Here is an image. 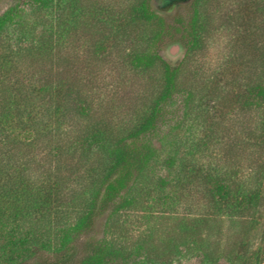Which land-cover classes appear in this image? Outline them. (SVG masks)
<instances>
[{
    "label": "rangeland",
    "instance_id": "obj_1",
    "mask_svg": "<svg viewBox=\"0 0 264 264\" xmlns=\"http://www.w3.org/2000/svg\"><path fill=\"white\" fill-rule=\"evenodd\" d=\"M141 1L82 0V7L98 9L89 23H78L56 39L59 44L43 65L20 64L23 91L31 79L64 82L90 110L33 139L28 129L4 123L0 106V171L60 183L70 206L67 220L74 223V211L93 189L87 171L98 156L81 161L74 151L76 139L101 123L114 130L136 124L163 88L165 63L176 70V91L150 136L156 152L149 169L132 191L141 202L115 218L99 212L77 247L120 236L129 246L138 240L155 246L157 264H264V105L241 104L247 88L264 85V0L169 5L147 0L162 18L152 23L129 18ZM196 7L205 26L192 45L189 27ZM11 8L37 38L55 27L54 16L28 0H0V16ZM110 18L120 28L109 24ZM102 41L106 48L96 53L94 46ZM1 42L0 56L7 49ZM174 47L178 50L172 54ZM140 51L158 56L151 68L135 69L127 62ZM213 177L227 184L229 202L213 198L208 186ZM251 196L252 203L241 202ZM41 255L54 261L52 253Z\"/></svg>",
    "mask_w": 264,
    "mask_h": 264
},
{
    "label": "trees",
    "instance_id": "obj_2",
    "mask_svg": "<svg viewBox=\"0 0 264 264\" xmlns=\"http://www.w3.org/2000/svg\"><path fill=\"white\" fill-rule=\"evenodd\" d=\"M28 2L38 9L49 11L54 16L55 27L42 32L37 38L33 28H27L24 21L15 19L19 17L16 8L0 16V42L3 39L1 43L7 48L6 53L0 56V78L5 82L0 86V106L4 123L12 129H28L29 135L36 139L50 133L52 128L58 130L70 116H86L90 106L77 90L64 82L31 79L23 91L18 79L19 66L27 60L29 68L43 65L53 45L59 44L56 39L60 41L78 23L84 21L88 24V19L93 18L98 9L82 7V0ZM129 18L141 23L162 21L147 0L133 6ZM110 22L113 26H120L116 25L118 22L115 19L110 18ZM204 26L202 13L196 7L189 27L192 45L197 43ZM158 36L152 37V41H156ZM13 41H17L16 46ZM24 42L29 45L23 46ZM105 45L104 41L95 44V52L101 53ZM157 57L156 54L140 51L131 53L127 62L135 69L147 70L156 63ZM163 66V88L136 124L114 130L108 124L101 123L76 139L74 151L79 153L81 161L88 162L93 156H98L94 166L87 171L92 177L93 189L74 211V223L67 220L70 206L64 203L60 183H37L25 175L11 176L9 170L0 171V264L158 263V249L155 246L139 240L129 246L125 237L88 240L81 247L77 246L81 236L91 231L99 212H109L110 217L115 218L141 202L142 198L132 191L149 169L156 152L150 136L176 91V70L165 63ZM11 77L14 80L10 88L8 83ZM25 97L27 102L23 101ZM241 104L244 107L264 105V85L247 88ZM208 186L214 199L225 203L230 201L231 191L222 180L210 178ZM245 199L241 202L250 204L255 196ZM229 207L234 208L232 205ZM63 210L65 215L62 214ZM42 252L52 253L54 261L44 259Z\"/></svg>",
    "mask_w": 264,
    "mask_h": 264
},
{
    "label": "water",
    "instance_id": "obj_3",
    "mask_svg": "<svg viewBox=\"0 0 264 264\" xmlns=\"http://www.w3.org/2000/svg\"><path fill=\"white\" fill-rule=\"evenodd\" d=\"M163 1H164V5H166V3H167V5H169V4H172V3H178L180 1L187 2L188 0H163ZM177 50H178V47H174L172 49V54L176 53Z\"/></svg>",
    "mask_w": 264,
    "mask_h": 264
}]
</instances>
